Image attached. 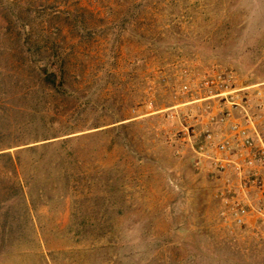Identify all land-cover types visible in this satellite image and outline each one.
I'll return each mask as SVG.
<instances>
[{
  "label": "rangeland",
  "instance_id": "obj_1",
  "mask_svg": "<svg viewBox=\"0 0 264 264\" xmlns=\"http://www.w3.org/2000/svg\"><path fill=\"white\" fill-rule=\"evenodd\" d=\"M130 1L0 0V264H264V223L222 225L183 141L212 70L250 113L264 94V0ZM25 39L61 55L65 94Z\"/></svg>",
  "mask_w": 264,
  "mask_h": 264
},
{
  "label": "built area",
  "instance_id": "obj_2",
  "mask_svg": "<svg viewBox=\"0 0 264 264\" xmlns=\"http://www.w3.org/2000/svg\"><path fill=\"white\" fill-rule=\"evenodd\" d=\"M194 84L185 90L203 96L183 115L192 122L183 141L193 168L221 179L213 195L219 220L231 230H241L251 220L264 223V134L259 127L264 121L263 92L255 91L256 107L250 113V100L216 70Z\"/></svg>",
  "mask_w": 264,
  "mask_h": 264
},
{
  "label": "trees",
  "instance_id": "obj_3",
  "mask_svg": "<svg viewBox=\"0 0 264 264\" xmlns=\"http://www.w3.org/2000/svg\"><path fill=\"white\" fill-rule=\"evenodd\" d=\"M30 1L31 0H14V3L17 6H28L30 5ZM117 1L122 2L123 0H117ZM141 5H142V0H131L128 6H132V8L137 9L141 7ZM78 30H81V28H79ZM36 44L38 45L39 49L35 51V54L36 56L40 57L39 59L36 60L34 59L32 60L33 55L30 54L31 51L30 45H32V43H29V41L25 39L18 47L20 48V55L22 56V58L24 56L23 59H25L27 56V58H29V60L31 61L40 62L39 67H37L34 71L35 81L42 88L50 89L60 95L65 94L66 93L65 70H64L65 63L61 58V55H59L57 51H55L54 53H52V55L50 53L47 56H44L42 51V49H46L44 45L45 44L44 41H39V43ZM1 155L2 154H0V157ZM8 159L9 161H11V164H13L10 156H8ZM14 171H15L14 174H16L15 163H14ZM25 185L24 186L21 185V187H19V191L23 193L22 194L24 199L23 209L27 213H31L34 210L35 203L34 200L31 199L29 195L26 196V193L23 191Z\"/></svg>",
  "mask_w": 264,
  "mask_h": 264
}]
</instances>
